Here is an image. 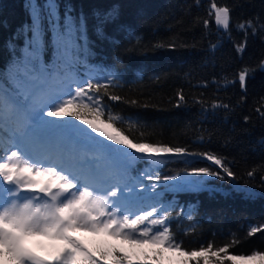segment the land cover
Returning <instances> with one entry per match:
<instances>
[{"label":"snow or ice","instance_id":"snow-or-ice-1","mask_svg":"<svg viewBox=\"0 0 264 264\" xmlns=\"http://www.w3.org/2000/svg\"><path fill=\"white\" fill-rule=\"evenodd\" d=\"M29 7L30 39L23 57L14 60L7 73H0V264H148L149 260L160 264L164 249L180 252L184 257L181 264H264V251H253L249 256L229 255L236 240L215 250L211 241L191 250L183 247V241H177L171 230L172 212L160 203L158 184L175 182L169 186L195 189L204 181L193 177L234 180L236 173L215 153H192L186 147L153 143L143 132L133 136V128L148 127L139 117H114L109 112L105 118L104 98L119 101L122 97L110 95L109 84H101L97 77L79 78L77 66L86 52L91 54V45L83 43L87 16L72 5H66L61 15L58 0H45L44 4L36 0ZM211 9L218 29L227 32L232 9L215 3ZM92 15L98 39H109L106 30L115 26L126 31L131 41L134 33L131 26L121 22L120 4L95 9ZM204 24L207 26L208 21ZM46 25L52 30L54 55L50 62L44 56L48 46ZM237 27L246 34L249 30L257 34L252 19ZM260 30L264 31V24ZM136 40L140 45V37ZM245 46L237 44L236 50L243 52ZM260 67L264 69V60ZM248 72L244 68L238 74L242 88ZM104 79L110 81L112 77ZM178 95L183 101V94ZM211 107L228 109L229 105L213 102ZM256 111L264 118V112L259 108ZM125 119L130 126L127 132L116 126L117 121ZM184 156L202 157L219 170L193 167L179 180L152 171L133 175L139 162L151 168L165 159ZM256 175L255 168L246 172L253 180ZM143 178L151 183L146 184ZM259 181L264 188V174ZM238 190L249 198L256 195L250 188ZM188 219L192 220L190 214ZM76 230L103 233L133 246L160 247L152 256L116 246L93 250L72 235ZM187 231L194 229L190 226ZM261 231L264 224L251 227L248 235ZM35 237L47 238L52 242L48 247L55 251L42 255L34 250L28 241Z\"/></svg>","mask_w":264,"mask_h":264},{"label":"trees","instance_id":"trees-1","mask_svg":"<svg viewBox=\"0 0 264 264\" xmlns=\"http://www.w3.org/2000/svg\"><path fill=\"white\" fill-rule=\"evenodd\" d=\"M31 2L36 0H0V73H7L13 61L23 57L30 39ZM38 2L44 4L45 0ZM58 2L61 15L66 5H72L87 16L83 43L91 45V54L86 52L77 66L79 78L88 79L90 76L86 73H89L99 78L101 84H109L110 95L122 97L119 101L104 98L107 105L105 118L109 112L114 117H139L148 127L133 128V136L138 137L143 132L153 143L186 147L192 153H215L236 173L234 180L203 175L193 177L204 181L195 189L169 186L175 182L158 184L160 203L172 212L171 230L177 241H183L186 250L198 248L201 243L206 246L211 241L215 250V247L236 240L238 243L229 248V255L236 256L264 251V231L248 235L251 227L264 224V188L260 187L259 181V176L264 174V143H261L264 118L256 111L259 108L264 112V69L260 67L264 60V31L260 30V25L264 24V0ZM115 3L121 6V22L131 26L134 33L131 41L126 31L115 26L106 30L109 39L96 36L93 11ZM212 3L232 9L228 34L222 31L220 35ZM248 19L255 22L256 35L251 30L246 34L237 27ZM46 27L48 46L44 56L50 62L54 55L52 30L50 26ZM137 36L141 39L140 45H137ZM241 43H246L243 52L236 50V45ZM169 44L175 47H168ZM134 45L137 46L133 48ZM244 68L249 72L242 88L238 74ZM106 76L112 79L105 80ZM100 91L103 93L104 89ZM180 93L184 96L183 101L179 100ZM213 102L227 104L229 108L213 109ZM246 116L249 117L247 121ZM116 126L126 132L130 127L127 119L117 121ZM210 166L219 170L202 157L184 156L165 159L151 168L139 162L136 164L138 171L133 175H138L139 171H152L161 177L179 180L193 167ZM254 168L257 175L253 180L246 172ZM143 179L146 184L151 183ZM249 188L256 194L251 198L238 190ZM190 226L194 231H187ZM89 245L93 250L116 246L131 251L103 233ZM160 264L181 263L160 260Z\"/></svg>","mask_w":264,"mask_h":264},{"label":"rangeland","instance_id":"rangeland-1","mask_svg":"<svg viewBox=\"0 0 264 264\" xmlns=\"http://www.w3.org/2000/svg\"><path fill=\"white\" fill-rule=\"evenodd\" d=\"M216 24V22H215ZM217 26V25H216ZM218 28V26H217ZM220 30V35H222V29ZM228 34V31L226 32ZM102 233H92V232H88V231H80V230H76L74 232H72V235H74L79 241H81L85 246L89 247V242L94 239L95 237L101 235ZM109 238L114 241L117 242L118 244L124 246L125 248H127L128 250H133L135 249V251H137L138 253L142 254L143 253H147V254H153L155 252V250L157 248H159V245H153V244H145V245H130L128 242L123 241L119 238L116 237H112L109 236ZM29 246L33 247L34 250L40 252L41 250H44L46 248V246H48L51 241H49L47 238L44 237H35L32 238L31 240L28 241ZM43 244L44 247H40V245ZM184 259V257L181 256L180 252L177 251H172V250H168V249H164L163 250V256L161 257V260H173L176 262L181 263V261ZM152 263V261H148V264ZM237 264H255L254 261H237Z\"/></svg>","mask_w":264,"mask_h":264}]
</instances>
